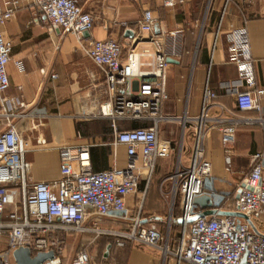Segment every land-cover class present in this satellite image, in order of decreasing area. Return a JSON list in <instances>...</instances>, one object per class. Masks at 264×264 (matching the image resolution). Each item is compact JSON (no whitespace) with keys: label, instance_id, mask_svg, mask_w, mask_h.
I'll return each instance as SVG.
<instances>
[{"label":"built area","instance_id":"2783aa9c","mask_svg":"<svg viewBox=\"0 0 264 264\" xmlns=\"http://www.w3.org/2000/svg\"><path fill=\"white\" fill-rule=\"evenodd\" d=\"M34 6L48 35H73L83 53L101 70L109 93V101L102 107L101 116L111 120L114 138L112 145L124 146L126 160L123 166L113 165L106 170L94 171L90 162V145H63L58 150L60 178L53 182L26 181L25 142L13 124L0 132V239L5 247L0 250V264H14L12 251L28 247L31 253L61 252L64 233H92L112 237L119 245L122 240L143 244L170 256L175 264H264V150L250 156V166L236 184L232 202L229 193L217 194L212 185V166L205 155V141L214 128L229 152L236 129L240 126H260L264 129V87L255 77L254 59L250 53L245 28L233 29L227 34V60L237 70L240 90L235 93V111L217 101V94L205 82L201 91L200 110L197 115H168L162 112L168 100L166 57L176 54L174 45L167 50L162 38L153 35L155 18L149 9L139 17V34L149 46H132L121 58V46L113 37L86 39L95 18L82 10L80 0H13L11 6L0 9V94L9 86L6 66L10 61L11 44L5 39L1 26L10 18L21 2ZM172 7L174 0H160ZM176 32H171L174 36ZM171 54V55H170ZM20 68V64L15 62ZM51 77H54L52 75ZM120 88V91H117ZM7 117H20L17 112L22 103L10 100ZM216 110L213 115L212 111ZM117 120H127L143 126L119 129ZM177 123L181 127V141L171 181L168 218L161 230L156 221L144 222L142 201L131 216L126 197L136 192L144 169L148 181L157 159L171 156L173 143L159 136L162 123ZM190 130L192 146L186 165L182 161L184 131ZM43 143V141H38ZM144 151L142 162L138 149ZM229 171V167L226 169ZM56 189L53 195L51 189ZM211 195L213 208L232 211L243 217L211 214L195 218L196 196ZM219 196L218 199L216 197ZM237 196V197H236ZM177 211L176 216L174 213ZM173 218L181 219L177 223ZM108 219L127 223L128 228L114 230L96 224ZM88 223H91L88 225ZM178 227V235L170 244V232ZM110 264L94 260L86 246L81 247L69 263Z\"/></svg>","mask_w":264,"mask_h":264},{"label":"crops","instance_id":"0c3cea01","mask_svg":"<svg viewBox=\"0 0 264 264\" xmlns=\"http://www.w3.org/2000/svg\"><path fill=\"white\" fill-rule=\"evenodd\" d=\"M12 1L0 0V9L9 8ZM174 1V6L166 7L160 0H80L82 10L95 18L84 37L96 40L109 36L115 38L124 59L132 46L140 49L150 45L144 40H134L139 34L137 21L142 11L149 9L158 29L156 35L153 27V35L162 38L167 50L172 45L176 48V54H170L173 62L169 63L166 73L168 100L164 102L162 112L175 116L197 115L206 81L217 94V101L235 111V93L241 86L235 65L227 60V34L233 29L245 28L256 81L264 87V0ZM40 20L34 6L23 1L1 26L5 39L11 44V51L6 66L9 86L0 94V132L11 123L25 142L27 183L53 182L60 178L58 150L63 145L88 144L90 148L94 147L90 160L94 171L106 170L113 165L123 166L125 148L122 145L113 147L111 120L101 116L102 107L109 101L101 70L83 53L73 35H48ZM127 30L133 33V37L125 34ZM171 32L176 33L172 36ZM10 100L23 104L17 111L23 116L4 115L3 107L8 112L12 110ZM215 113L214 109L212 114ZM131 122L117 120L116 125L124 129L129 128ZM159 136L172 141L171 155L176 151L177 157L180 125L162 123ZM41 140L43 143L38 142ZM191 146V131L186 130L181 153L184 165L189 160ZM261 150H264V129L260 126L238 127L229 152L222 145L219 130H211L205 141V155L212 166L213 190L221 195L234 192L236 184L249 170L250 156ZM138 152L142 162L144 151L139 148ZM160 160L164 159L156 160L148 181L145 180L146 171L141 170L136 192L126 197V204L133 216L138 202L142 201L144 222L154 220L164 230L171 181L168 179L170 174L162 178ZM51 192L55 195L56 189L52 188ZM197 208L203 210L198 205ZM129 224L130 221L118 223L105 219L96 226L126 230ZM89 234L92 233H64L62 240L69 243V253L63 258L57 255L59 263H69L81 247L93 245L103 247L99 260L110 264H175L172 257L163 258L162 252L156 248L126 240L119 245L114 238L106 236L86 240L84 236ZM75 240L80 242L76 249L71 243ZM170 244L173 245V241ZM4 247L5 238H1L0 250Z\"/></svg>","mask_w":264,"mask_h":264},{"label":"water","instance_id":"95a60500","mask_svg":"<svg viewBox=\"0 0 264 264\" xmlns=\"http://www.w3.org/2000/svg\"><path fill=\"white\" fill-rule=\"evenodd\" d=\"M154 29L156 32V35L158 33L157 24L154 25ZM126 35L129 37H133V33L130 30H127L125 32ZM84 36L87 35V32L83 33ZM147 40V39H143ZM166 61L168 63L173 62V60L170 57H166ZM237 197V196H236ZM193 203L195 205L200 206L203 210L200 211L197 215H194L190 217L186 222H192L197 217H202L206 215L211 214H218V215H233L237 217H243L242 214L232 211H220L215 208H213V201L211 195L204 193L199 196H196L193 200ZM177 223H181V219L176 220ZM109 247H107L108 249ZM105 255H107V251L105 252ZM12 260L14 264H58L59 260L56 257L54 251H40L36 252L35 254L31 253V250L28 247H18L12 251ZM244 257L241 260V264H244Z\"/></svg>","mask_w":264,"mask_h":264},{"label":"rangeland","instance_id":"374dc122","mask_svg":"<svg viewBox=\"0 0 264 264\" xmlns=\"http://www.w3.org/2000/svg\"><path fill=\"white\" fill-rule=\"evenodd\" d=\"M177 157H178V155H177ZM177 157H176V151H174L173 154L170 156V158L159 161L160 162V168L162 169V173H161L162 178L171 174V170L173 168V165H175V163H176ZM228 193H229L228 195L230 196V202H232V197H233L234 192L230 191ZM218 198H219V196L216 197V199H218ZM173 220H176V219L173 218ZM259 221H260V223H264V216H262V218ZM173 228H175V227H173ZM176 230L177 229H175V232H176ZM93 236H94L93 234H91V235L89 234V235L84 236V237H86L87 238L86 240H88V238H91ZM71 243H72L74 249H76L80 244V242L78 240H75ZM69 246L70 245L68 242L62 243L61 252L59 254L62 256V258L65 257L66 253H69ZM88 249H89V253L91 254V256L94 260L101 259L102 254L104 252L102 246L94 247L93 245H90V246H88Z\"/></svg>","mask_w":264,"mask_h":264},{"label":"trees","instance_id":"16d2710c","mask_svg":"<svg viewBox=\"0 0 264 264\" xmlns=\"http://www.w3.org/2000/svg\"><path fill=\"white\" fill-rule=\"evenodd\" d=\"M143 125L144 124H140L138 122H133L132 121L130 123V127L129 128L143 126ZM77 128H79L78 125H77ZM89 153H90V160H91L92 156L94 155V147L89 148ZM173 227H175V228H173ZM173 227H172L171 232H170V241H173V243H174L175 240H176V237L178 235V227L177 226H173ZM175 229H177L176 232H175ZM32 254H34V253H32Z\"/></svg>","mask_w":264,"mask_h":264}]
</instances>
